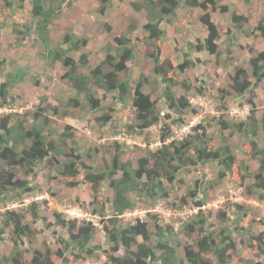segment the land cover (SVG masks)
<instances>
[{"label":"rangeland","instance_id":"rangeland-1","mask_svg":"<svg viewBox=\"0 0 264 264\" xmlns=\"http://www.w3.org/2000/svg\"><path fill=\"white\" fill-rule=\"evenodd\" d=\"M13 1V5H10L7 0H0V62L5 60L3 65L0 64V82H5L8 72H14L19 67H24L27 75L21 82L11 86L10 96L4 103H1L0 98V118L12 114L10 119L13 122L20 118L29 126L33 120L32 116L45 110L44 114L49 116L53 137L58 139L59 133L66 130L67 124L74 128L68 132L76 133L82 159L93 166L92 169L109 164L112 157L110 151H113L115 140L122 144V158L131 160L133 165L138 167V159L141 156L161 146L160 125L156 124L151 130L136 133L134 127L139 121L131 100L119 103L116 92H107L104 95L100 90H95L96 96L101 100V107L99 110H92L86 95H77L69 79L64 77L66 69L62 64L46 57L45 46L39 41L35 29L24 39V35L17 38L13 33L12 26L25 30L26 23L31 21L32 10L29 0L22 6L20 1ZM133 1L135 0H111L105 13L98 10L99 0H73L71 6L65 4L51 23L50 47L61 44L63 36L70 29L79 36L88 37L87 46L82 51L90 54L89 66L82 71L89 73L90 68L105 58V46L115 44L114 36H130L133 38L131 44L135 55L128 62V72H122L121 75L130 77L133 88L138 80L143 81V91L151 94L163 114L169 113L170 117L164 116V120L171 124V139L185 137L193 132V127L204 124L209 130V146L217 148L229 145L236 153L238 163L243 167L247 166L254 174L259 167V161L252 155L250 141L254 138L262 147V129L259 128L256 137L250 138L236 131L228 123L245 120L252 114V110L257 120L261 121L264 115V81L255 88L253 107L247 102L249 92L241 96L231 91L229 75L237 66L250 71V51L264 50V38L259 36L256 29L259 22L264 20V0H220V5L229 4L231 10L248 17V21L239 27L233 23L230 12H212V18L220 33L217 41L220 55L211 54L205 48L189 51L190 42L199 45L204 43L208 36V31L200 20L203 13L200 8L182 3L175 14L161 22V28L166 30L164 41L157 42L161 48L162 60L169 58L176 66L186 57L196 60L194 65L190 64L184 72H170V75L179 81L185 79L190 84V90L186 94L190 98L191 106L186 110H170L162 105L164 83L154 71V63L147 50L148 33L143 28L148 21L146 10H136L132 5ZM82 51L73 55L79 57ZM186 52H190L189 56L185 55ZM180 83L174 87L178 96L185 92ZM72 97H78L79 104L69 103ZM54 106L58 107V114H55ZM106 112L110 113L108 122L98 120V117ZM222 121L228 122L226 127ZM129 125L133 128L129 129ZM46 129L48 132L50 128ZM202 131L203 128L200 127L199 132ZM59 159L64 160V156ZM57 167L58 164L53 165L47 160L34 168V174H26L20 167L19 176L27 178L31 188L20 194L0 198V227H4L8 211H26L25 220L33 228L29 237H22L24 245H21V254L27 264H30L35 249L44 251L47 248L52 250L54 264H101L106 261L107 255L112 253L110 249L113 244L107 240L103 228L102 220L107 219H102L93 212L96 203H92V188L82 182L86 171L80 167L78 175L70 177L61 175ZM220 168L216 162L201 163L198 167L192 166L183 170L177 176L176 182L165 180L168 197L147 200L144 195H136L138 207L125 212L121 216L122 223H133L140 218L147 221L153 231L157 230V225H170L174 230L173 240L181 242L179 250L183 252L185 243L192 244L200 237L198 229L190 231L189 235H186L184 230L185 224L199 213V208L194 205V197L197 195L191 196V192L203 184L207 200L202 207L205 225L209 230H214V234L220 233L223 228L234 234L236 249L232 253L230 264H264V253H261L258 246L252 245L258 240V234L264 233V200H261L251 187L254 177L252 174L247 176L241 185L233 172L220 178ZM78 179L80 183L77 186L68 184V181ZM100 193L110 199L113 196V191L107 183H102ZM184 196H190L187 203L182 201ZM197 198H201V195ZM32 204H35L40 216L35 217L31 212H27ZM236 204L244 207L239 208ZM55 212L62 213L67 219L92 222L96 226L92 240L93 245H100L95 247L96 257L76 258L77 248L74 251H66V260L56 254L61 247L56 236L68 238V232L56 222ZM223 213L224 218L221 217ZM237 216L241 217L238 223ZM237 225L240 228L236 229ZM4 230L0 240V264H12L6 257L14 250L13 227L9 225L4 227ZM106 250L109 251L105 253Z\"/></svg>","mask_w":264,"mask_h":264},{"label":"trees","instance_id":"trees-1","mask_svg":"<svg viewBox=\"0 0 264 264\" xmlns=\"http://www.w3.org/2000/svg\"><path fill=\"white\" fill-rule=\"evenodd\" d=\"M13 5V0H7ZM20 1L21 6L26 0ZM32 4L31 21L26 23L25 30L18 26H12L13 33L17 38L24 39L32 30L38 33V39L45 46L46 57L54 62H60L66 69L64 77L68 78L72 86L76 89L77 95H86L88 105L92 110H99L101 100L95 94V90H100L104 95L107 92H116L119 103H125L131 100L132 107L135 109L139 123L134 127L136 133H143L151 130L154 125L159 124L161 128V146L155 150L148 151L147 155L138 159V167H135L131 160L122 158V144L115 140L111 161L104 167H95L85 163L82 159L79 146H77V137L71 125L65 126L66 130L59 133L58 139L53 137L51 125L49 124L48 114L45 110L36 112L29 126L25 125V120L17 118L14 122L10 119L13 115H7L0 118V198L5 195L20 194L31 188L29 180L19 176L20 167L26 174H34V168L42 161L47 160L53 165H57V170L63 176L76 177L83 167L86 171L82 182L90 186L93 191V202L96 206L93 212L101 216L103 228L107 240L113 245L112 253L107 255L106 261L101 264H230L233 252L236 249V241L232 231L223 228L220 233L214 234V230H209L205 225L206 219L202 214V207L207 203L204 195L203 184L192 190L191 196L194 197V205L199 208V213L194 215L190 222L185 224V234L198 229L200 237L192 244L185 243L183 252L179 250L181 242L173 240L174 230L170 225H157L156 231H153L148 222L138 218L133 223H122L121 216L125 212L138 207L136 195H144L148 200L158 197H168L169 191L164 185V181L176 182L177 176L192 166H199L201 163L216 162L220 165L219 177L228 176L233 172L237 182L241 185L247 176L254 177V183L251 187L258 197L264 200V145L259 146L256 139H252L251 150L253 157L259 161V167L256 172L251 173L248 167H243L238 163L236 153L229 145L212 148L209 146L208 127L199 124L193 127V132L188 133L180 139H171V124L164 120V116L170 117L169 113L163 114L157 106V102L150 93L143 91V81L138 80L133 88L131 79L128 76H122L121 73L128 72V62L133 59L135 49L131 44L133 38L130 36H114L115 44L111 43L105 46V58L101 63L90 68L89 73L82 71L89 66V52L82 51L87 46L88 37L79 36L73 29L67 32L56 47H50L51 41V23L58 16L65 4L71 6L73 0H29ZM99 11L105 13L111 0H99ZM185 4L193 8H200L203 13L200 16L201 22L205 25L208 36L204 43L199 45L189 43V51L194 48L207 49L211 54L220 55L217 41L220 33L216 22L212 18L213 11L231 13V19L237 26L248 21V17L239 14L236 10H231L229 4H221L220 0H139L133 1L132 5L136 10H146L148 21L143 25L148 33V55L153 60L154 71L160 76L164 83L162 105L168 109H187L191 106L190 98L186 94L190 90V84L187 80L179 81L170 72L177 70L184 72L190 64L196 62L193 58L184 59L177 66L168 58L162 60L161 48L157 42H163L166 36V30L161 28V22L176 13V10ZM256 29L259 36L264 38V20H261ZM66 44L67 46H62ZM117 49V50H115ZM1 51V45H0ZM79 57L73 53L80 52ZM252 53L249 58L251 70L237 66L229 77L231 80V91L237 95H244L249 92L247 102L253 107L255 88L264 81V50ZM190 52L185 55L189 56ZM8 60V58H5ZM5 60L0 62L1 65ZM27 75L24 67H19L14 72H8L5 82H0L1 103L10 96V88L18 82H21ZM147 80V79H146ZM181 82V83H180ZM185 88V92L178 96L175 86L179 84ZM228 91V93H231ZM232 92V93H233ZM79 104L78 97H72L69 103ZM55 114H58V107L54 106ZM245 120L226 122L222 121L224 127L232 126L241 134L256 137L259 128L264 135V115L261 121L257 120L254 110ZM110 113H105L98 117V120L108 122ZM179 121V120H173ZM260 124V125H259ZM46 127L50 129L47 132ZM200 127L203 128L199 132ZM133 128L132 125L128 126ZM58 131V130H53ZM64 156V160L59 157ZM6 165V167H5ZM19 165V166H17ZM92 169V170H91ZM32 171V172H31ZM120 173V174H119ZM78 180H70L68 184L77 186ZM102 183H107L113 191L110 199L100 193ZM201 195V198H197ZM190 198V196H189ZM188 196L183 197L182 201L187 203ZM110 204V206H109ZM239 208L244 206L236 204ZM35 204L28 207L27 212L35 217L40 216L35 209ZM25 212L11 210L7 212V218L4 221V227L11 225L13 227L12 252L6 257L12 264H27L22 258L21 245H24L22 237H29L33 232L31 225L25 220ZM247 212H244L246 215ZM108 217V218H106ZM224 218L225 214H221ZM238 217V216H237ZM55 219L58 225L65 227L68 232V238L56 236L57 241L61 243L56 254L63 260L67 259L66 251L78 249L76 258L96 257L95 247L92 240L95 236L96 226L92 222H78L76 219H67L62 213L55 212ZM237 223L241 217L237 218ZM4 227H0V240L5 232ZM240 226H236V229ZM257 241L252 245L259 247L261 253H264V233L258 234ZM73 249V250H72ZM109 250L104 251L107 253ZM118 251H122L121 253ZM120 253V254H115ZM259 263V262H258ZM30 264H54L52 259V250L47 248L42 251L35 249L30 259Z\"/></svg>","mask_w":264,"mask_h":264}]
</instances>
